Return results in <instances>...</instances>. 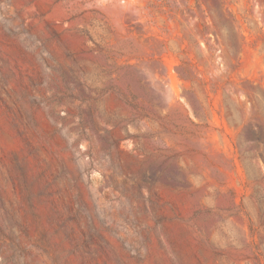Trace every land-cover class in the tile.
I'll use <instances>...</instances> for the list:
<instances>
[{"label":"rangeland","instance_id":"1","mask_svg":"<svg viewBox=\"0 0 264 264\" xmlns=\"http://www.w3.org/2000/svg\"><path fill=\"white\" fill-rule=\"evenodd\" d=\"M0 264H264V0H0Z\"/></svg>","mask_w":264,"mask_h":264}]
</instances>
